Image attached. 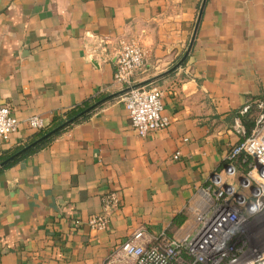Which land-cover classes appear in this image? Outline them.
I'll use <instances>...</instances> for the list:
<instances>
[{
	"label": "crops",
	"instance_id": "obj_1",
	"mask_svg": "<svg viewBox=\"0 0 264 264\" xmlns=\"http://www.w3.org/2000/svg\"><path fill=\"white\" fill-rule=\"evenodd\" d=\"M202 1L0 0V107L21 122L0 157L41 132L31 118L43 120V132L101 102L0 170V264H105L138 230L149 243L193 235L205 189L239 188L248 165L230 159L244 138L235 125L246 133L244 108L264 100V0H207L190 54L167 74L188 49ZM124 38L148 53L133 85L159 88L170 120L144 138L115 82ZM110 192L120 205L104 212ZM101 214L109 227L90 230Z\"/></svg>",
	"mask_w": 264,
	"mask_h": 264
},
{
	"label": "built area",
	"instance_id": "obj_2",
	"mask_svg": "<svg viewBox=\"0 0 264 264\" xmlns=\"http://www.w3.org/2000/svg\"><path fill=\"white\" fill-rule=\"evenodd\" d=\"M115 64V82L125 86L124 107L131 127L141 138L167 129L170 120L163 115V93L155 86L135 87L132 78L145 70L148 53L137 39L118 41ZM259 111L255 127L249 137L238 120L235 131L243 136L231 151V160L244 155L243 163L248 171L239 188L222 187L204 191L205 207L193 209L197 229L193 235L168 239L160 236L151 243L146 241L143 230L134 232L105 264H264V251L249 250L251 258L238 262L235 256L244 254L246 243L242 241L249 224L264 215V100L254 104ZM251 106L242 115L250 113ZM27 125L31 130L42 131L43 120L33 117ZM18 121L9 107H0V146L19 132ZM187 142V140H185ZM180 153L173 156L178 160ZM248 158L252 161L248 162ZM104 212L117 210L120 200L115 192L102 199ZM106 214L94 216L88 221L90 230L103 232L109 227Z\"/></svg>",
	"mask_w": 264,
	"mask_h": 264
},
{
	"label": "trees",
	"instance_id": "obj_3",
	"mask_svg": "<svg viewBox=\"0 0 264 264\" xmlns=\"http://www.w3.org/2000/svg\"><path fill=\"white\" fill-rule=\"evenodd\" d=\"M90 107H92V104L91 102H86L85 104H83L82 106L80 107H77L75 108L74 110L70 111L69 113H67L65 115V118H58L57 120H55L54 122V125L52 126L51 129L47 130V131H41L39 133H37L34 138L26 145L18 148L13 154L9 155V156H5V157H0V164L5 161L6 159L10 158L11 156H13L15 153H17L18 151H20L21 149L25 148L26 146L34 143L35 141H37L38 139H40L41 137H43L45 134H47L48 132H50L51 130L63 125L64 123L70 121V120H75L73 123H77L83 119H85V116L87 115H83L82 117L78 118V119H75L77 118L80 114H82L83 112H85L87 109H89ZM259 114V111L258 109L256 108L255 105H252L251 106V111L250 113L247 115L246 119L243 121V125L245 126L246 128V137H249L251 135V132L253 131L254 127H255V122H256V118ZM72 123V124H73ZM59 134V133H58ZM58 134L40 142L38 145H36L32 150H30L27 154L19 157L18 159L14 160L13 162L5 165L4 167H2L1 169L3 168H6L8 166H10L11 164H13L15 161L27 156V155H30V154H33V153H36L37 151L41 150L42 148L46 147L56 136H58ZM244 158V155L240 156L239 158H236V160H242ZM252 159L251 158H248V162H251ZM0 169V170H1Z\"/></svg>",
	"mask_w": 264,
	"mask_h": 264
},
{
	"label": "water",
	"instance_id": "obj_4",
	"mask_svg": "<svg viewBox=\"0 0 264 264\" xmlns=\"http://www.w3.org/2000/svg\"><path fill=\"white\" fill-rule=\"evenodd\" d=\"M206 3H207V0H203L202 1V4H201V7H200V10H199V14H198V17H197V21H196V25H195V28H194V32H193V35H192V38H191V41H190V44L188 46V49L184 55V57L182 58V60L170 71L168 72L167 74L173 72L174 70H176L179 66H181L183 64V62L185 61V59L188 57V55L190 54L193 46H194V42H195V39H196V36H197V32H198V29H199V25H200V22L202 20V16H203V12H204V9H205V6H206ZM155 80V79H154ZM154 80H151L154 81ZM145 84H140V85H137L135 87H140V86H143ZM127 92V90L125 91ZM101 104L98 103L96 104L95 106H92L91 108L87 109L85 112H83L82 114H80L77 118L75 119H78L80 117H82L83 115H86L87 113H89L90 111H92L93 109H95L96 107H98L99 105ZM75 120H70L66 123H64L63 125L51 130L50 132H48L47 134H45L43 137H41L40 139H38L37 141H35L34 143L26 146L25 148L21 149L20 151H18L17 153H15L13 156H11L10 158L6 159L5 161H3L1 164H0V169L2 167H4L5 165L13 162L14 160L18 159L19 157L27 154L30 150H32L36 145H38L40 142L56 135L57 133H59L60 131H62L64 128H66L67 126L71 125Z\"/></svg>",
	"mask_w": 264,
	"mask_h": 264
},
{
	"label": "rangeland",
	"instance_id": "obj_5",
	"mask_svg": "<svg viewBox=\"0 0 264 264\" xmlns=\"http://www.w3.org/2000/svg\"><path fill=\"white\" fill-rule=\"evenodd\" d=\"M242 241L246 243L244 247V254L235 256L238 262H244L251 258L249 250L256 249L258 252L264 251V215L252 221L245 230Z\"/></svg>",
	"mask_w": 264,
	"mask_h": 264
}]
</instances>
